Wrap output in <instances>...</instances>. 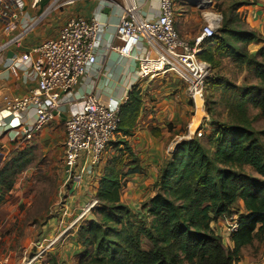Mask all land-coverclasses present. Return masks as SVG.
<instances>
[{
    "label": "trees",
    "instance_id": "16d2710c",
    "mask_svg": "<svg viewBox=\"0 0 264 264\" xmlns=\"http://www.w3.org/2000/svg\"><path fill=\"white\" fill-rule=\"evenodd\" d=\"M234 25V18L224 16L199 59L216 70L223 55L233 56L254 70L258 84L241 88L222 78L214 82L223 87L228 121L214 122L209 146L199 139L178 146L159 171L157 192L142 206L144 219L122 202L125 178L141 171L139 160L128 141L116 143L98 188V220L80 227V264H239L244 247L264 240V128L257 130L249 115L252 108L264 118V47L248 52L263 38ZM143 104L141 91L133 89L121 108L119 133L133 136ZM31 162L29 153L19 152L0 170V206ZM234 211L237 230L228 250L211 224Z\"/></svg>",
    "mask_w": 264,
    "mask_h": 264
},
{
    "label": "crops",
    "instance_id": "0c3cea01",
    "mask_svg": "<svg viewBox=\"0 0 264 264\" xmlns=\"http://www.w3.org/2000/svg\"><path fill=\"white\" fill-rule=\"evenodd\" d=\"M23 1L25 2L24 17L32 21L33 24L35 23L34 29L20 45L12 47L6 52L0 53V170L9 164L19 152L26 151L32 156V146H43L46 155H50L53 158L54 155L58 153V158L62 157L61 159L63 161L66 121L73 114L78 113L81 110L84 99L87 95L94 94L96 97L101 98L104 101L111 100L112 102L125 104L128 101L132 90L137 88L141 91L144 104L140 118L133 132V136L125 137L123 134L119 133L114 143H118L120 140L128 141L135 156L139 160L138 166L141 170L138 173L129 174L125 178V182L128 181V183H126V186L124 187L122 201H127L124 202L130 209H133L132 205L134 204H132L130 199H137V195H139V193L141 195L144 185H150L152 187L151 191L148 192L150 194H143L145 197L143 201H148L157 192V189H155V183L158 181L159 171L164 161H170L164 157V154L166 152L165 149L169 137L174 136L175 134L171 135L167 130V126L172 125L174 127V132H179L183 126L184 119L176 117V112H178L176 101H158L162 98L160 95L162 93L153 90L157 81L141 77L139 75V64L137 61L121 58L117 54L108 50L115 36L116 27L121 17V10L114 4H121L122 1ZM139 1L141 2L142 12L146 19L156 20L159 17L161 0ZM249 1V3L247 2L248 5L244 6V10L242 11L247 16L248 21L251 23L254 22L253 25L256 27L253 29L259 35L264 36V5L258 0H256L255 4L253 3V0ZM68 2L73 3L68 4ZM76 18L96 20L100 24L96 48L98 63L95 66H92L80 79L78 85L68 99L69 104L62 109L60 115L41 131L32 132L35 122V114L33 110L22 114L21 117H14L13 115L4 112L3 100L5 97H26L29 95L30 91L37 86V81L34 80L28 72L14 74L11 67L16 58L28 53L32 48L37 47L48 40L57 38L63 26L68 21ZM176 20V29L179 37L190 43L195 32L191 26L192 24H200L202 22L201 18L194 12L180 10L179 14L176 15ZM195 39H193L192 44H194ZM3 40V38H0V44ZM258 45L256 51H258L260 47H264V42L258 43ZM136 54L144 56L143 45H139ZM158 68L159 65L156 69ZM156 69L151 71H155ZM147 72L150 71L147 70ZM172 84V91L169 92H176L175 97H180V100L183 101L182 97L184 96V90L177 88V84ZM151 110H153V112ZM172 142L173 146L178 143L177 140ZM111 150L112 149L108 150L109 152H107V155L109 153L115 155V151ZM7 157H9V159L5 162L4 159H7ZM112 157H110L109 160H111ZM109 160H105L102 165L104 170H101L102 173L99 175L96 185L91 189L84 182L85 179L90 178L88 171H86L87 162L82 161L80 163L77 172L75 173L77 177L79 176V178L76 179L78 182H73L72 189L74 187V191L79 190L76 193V196H81V203L88 200L85 199L87 191L93 190L95 193L98 192L100 180L105 172L104 167ZM131 168L134 169L135 166L129 167V169ZM28 169L29 168L27 167L25 171L17 177L13 189L6 194L5 201L0 206V233H2L3 229L6 227L4 224L10 219L15 217L26 219V212L29 215L28 218H30L28 228L31 229V231H37L42 224L40 223V226L37 224V222L41 221L43 217L39 214V210H36L35 196L30 195L29 187H31V183H21V178L29 172ZM19 177L21 178L19 179ZM82 177H84V180H80ZM79 182H82V184L79 185ZM88 184H90V180L88 181ZM78 186L81 187L78 188ZM75 204H77V206ZM78 206L80 207L81 205H78L77 202L70 203V207H67V210L62 211V216H65L64 214H69L71 216L78 215L79 217L81 210L78 209ZM22 208H24V213H21ZM237 208L241 213L244 212L242 202H239ZM49 211L50 210H48V212ZM51 213L47 214L44 218H47ZM50 220H53V218H49L48 225L51 223ZM236 220L237 215H234L231 218L218 219L211 224V227L216 234L225 233L226 239L223 240V242L225 245L226 243L228 244L229 249L234 248V244L231 241L232 233H230V227L232 224H236ZM8 228L9 227H7V229ZM43 228H47V226L44 225ZM14 233L19 234L21 231L19 228H16ZM259 249L264 250V240H255L252 245L244 247L242 249V260L239 264H249L251 263V260L254 261V256H257ZM250 253L251 258H249ZM13 256V262H15L17 260V254ZM3 258L5 259L4 261L7 262L11 259V254L8 257L1 255L0 260H3ZM0 263L2 264V262Z\"/></svg>",
    "mask_w": 264,
    "mask_h": 264
},
{
    "label": "built area",
    "instance_id": "2783aa9c",
    "mask_svg": "<svg viewBox=\"0 0 264 264\" xmlns=\"http://www.w3.org/2000/svg\"><path fill=\"white\" fill-rule=\"evenodd\" d=\"M121 1V4H114L121 10V17L108 50L121 58L137 61L139 75L145 79L167 73L179 78L187 86L195 108L190 133L193 139L202 138L210 122L203 92L210 66L199 59V54L204 42L215 38L218 28L208 20L200 36L194 44H190L179 37L176 29L177 0H161L160 15L156 20L145 18L139 0ZM258 1L264 5V0ZM24 8L23 0H0V38L4 39L0 44V53L20 45L34 29L35 23L24 17ZM99 26L96 20L72 19L63 26L57 38L16 58L12 72H28L37 81V86L26 97H5L4 112L21 117L33 110L35 122L32 132L41 131L52 123L69 104L68 99L80 79L98 63ZM139 45H143L144 56L136 54ZM148 65H159V68L147 72ZM122 105L89 94L81 110L66 121L63 160L66 187L74 182L82 161L87 162L88 174L104 164L109 147L119 135ZM98 206L99 201L95 198L82 211L79 219ZM236 230L237 224H232L230 233Z\"/></svg>",
    "mask_w": 264,
    "mask_h": 264
},
{
    "label": "rangeland",
    "instance_id": "374dc122",
    "mask_svg": "<svg viewBox=\"0 0 264 264\" xmlns=\"http://www.w3.org/2000/svg\"><path fill=\"white\" fill-rule=\"evenodd\" d=\"M206 1L207 4L202 3L201 0H177L176 15L179 14L180 10H186L194 12L202 20L200 24H192L191 26L195 31L193 39L200 36L203 28L207 25L208 20H210V15L219 18V22L216 24L218 30L222 27L223 17L228 16V18L235 19L234 27L238 28V30H247L257 33L253 29L256 27L253 25L254 22L251 23L248 21L247 16L242 11L244 10L243 7L247 6L250 2L249 0ZM240 1L248 3L244 6H239ZM253 3L255 4L256 0H253ZM260 36L263 38L262 42H264V36ZM193 39L190 41V44H192ZM205 43L206 42H204L203 46ZM258 46V43L249 46V54H256L255 52H257L256 50ZM238 47L240 48V45ZM222 57L223 58L220 60V66L218 69L212 70L210 68V75L203 87L205 110L210 117V122L208 123V127L205 129V133L202 138L194 137L195 139L201 140V142L207 146H209L211 135L215 129L214 122L220 121L225 123L228 121V111L226 109L225 102L223 101V96H225L223 87H215L214 82L222 78L223 80L231 82L234 86L241 88L258 84V81L255 78L254 70L249 67L246 62L236 60L233 56L223 55ZM149 80L157 81L153 90L156 92L160 91L162 93L160 94L162 98L158 101H176V108L178 110V112H176V117L184 119L183 126L179 132H174V127L172 125L167 126V130L170 134H175L174 136L169 137L165 149L166 152L164 154L166 159L171 160L174 157L178 146L194 140L190 133L189 126L194 120L195 108L192 99L190 98L187 86L173 73L159 75L158 77L154 79L150 78ZM172 83L177 84V88L184 90V96L182 97L183 101L180 100V97H175L176 92H169L172 91ZM151 111L153 112V110ZM249 115L251 119H256L254 120L253 126L257 130L264 128V118H257L258 111L250 108ZM176 140L178 143L173 146L172 141L175 142ZM115 145L116 143H113L109 149H112L111 151H115ZM31 148L32 162L28 166L29 172L24 177H19V179L21 178V183H31V187H29L30 195L35 196L36 210H39V214L43 217L41 221L36 222L38 226H40V223L42 224L37 231H31V229L28 228L30 218H28L29 215L27 212L25 215L26 219L15 217L10 219L6 224L3 223L6 227L3 229V234L0 233V258L1 255L8 257L11 254V259L5 262V259L3 258L0 262H2V264H80L82 254L84 252L79 237L80 227L85 225L87 222L98 220V208L92 209L82 219H79L80 216L78 217V215L71 216L69 214H64L65 216H62L61 213L63 210H67V207H70V203L77 202L78 205H81L80 207L78 206V209L81 210V215L86 206L91 204L97 197L98 192L95 193L93 190L87 191L85 199L88 200L81 203V196H76V193L79 190L74 191V187L72 189L73 182L71 186L70 184L67 187L65 186L67 182L64 174L63 161L61 159L62 157L58 158V153L54 155V158L50 155H46L44 150L45 148L43 146H32ZM112 156L114 155L109 153L106 155L105 160H109ZM167 162L164 161L163 165ZM106 166L104 168H106ZM101 170H104L102 166L94 173L89 174L90 178L85 179L84 182L90 189L96 185L97 179L102 173ZM78 178L79 176L77 177L75 175L74 182L77 181L76 179ZM83 178L84 177L80 180H84ZM89 180L90 184H88ZM126 183H128V181L125 182V186ZM78 184L80 185L82 182H79ZM80 187L81 186H78V188ZM151 188L152 187L150 185H144L141 195L139 193V195H137V199H130L132 204H134L132 205L133 209L130 210L135 214L137 213V215L141 214L143 219L146 218V216L142 206L147 202V200L143 201L145 198L143 194L150 192ZM149 194L150 193H148V195ZM124 201L122 202L126 204L125 202L127 201ZM75 205L77 206V204ZM23 209L24 208H22L21 213H24ZM48 210L50 211L48 212ZM235 212L236 211L232 213L231 217L235 215ZM50 213L51 215L44 218ZM50 217L53 218V220H50L51 223L48 225ZM149 220L150 219H147L146 222L149 223ZM44 225L47 226V228H43ZM7 227L9 228L7 229ZM16 228H19L21 233H14ZM217 235L220 236L222 240L226 239L225 233H219ZM144 246L147 247L148 244L145 243ZM224 246L229 250L227 243L226 245L224 244ZM15 254H17V260L13 262L12 257H14L13 255ZM254 257L255 260H251V263L249 264H264V250L259 249L257 256ZM249 258H251V253L249 254Z\"/></svg>",
    "mask_w": 264,
    "mask_h": 264
},
{
    "label": "bare ground",
    "instance_id": "6f19581e",
    "mask_svg": "<svg viewBox=\"0 0 264 264\" xmlns=\"http://www.w3.org/2000/svg\"><path fill=\"white\" fill-rule=\"evenodd\" d=\"M201 1H202V3H204V4H207V1H206V0H201ZM210 18H211V20L214 22L215 25L218 24V22H219V18H217L216 16H211V15H210ZM157 67H158V65H157V66L148 65V66H147V70H148V71H151V70L156 69ZM28 264H29V263H28Z\"/></svg>",
    "mask_w": 264,
    "mask_h": 264
}]
</instances>
